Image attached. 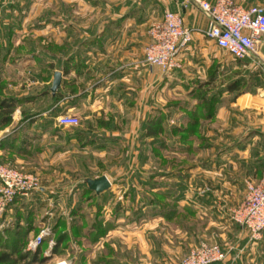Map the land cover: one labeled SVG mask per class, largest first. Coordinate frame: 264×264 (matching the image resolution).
Masks as SVG:
<instances>
[{"label":"crops","instance_id":"obj_1","mask_svg":"<svg viewBox=\"0 0 264 264\" xmlns=\"http://www.w3.org/2000/svg\"><path fill=\"white\" fill-rule=\"evenodd\" d=\"M61 2L56 6V20L40 22L41 28L49 27V24L53 27L52 43L58 47L55 57L61 62L57 65L53 61L54 69L49 70L46 64L36 60L40 47L32 48L28 57L13 60L18 61L12 69L16 72L18 85L24 84L22 91H16L18 86L5 82L9 87L5 89L6 95L21 99L33 97L19 107L27 113L26 117L33 116L28 117L25 127L21 128L22 155L16 157L14 163L23 172L36 170L31 165L35 147L43 148L44 157L52 149L51 160L49 158L50 162L45 164L59 162L62 143L69 145L67 153H70L76 140L63 141L61 135L66 134L56 125V118L61 114L78 116L79 126L67 135H95L92 143L81 148L83 153L89 151L93 155L91 151L96 149L106 154L110 146L119 143V149L123 150V143L128 142L131 146L129 154L133 156L131 167L140 165L139 161L145 155L148 156L147 161L150 159L153 162V167H150L154 171L153 178L145 181L137 176L135 179L138 180L133 179L128 186L133 189L130 191L135 201H140L141 193L146 195L153 208L149 218L165 225L169 223L156 214L159 205L168 210L171 204L176 205L179 244L190 249L203 241L217 244L227 256L224 261L214 264H263L264 260L251 259L250 254L262 248V243H259L260 246L257 244L264 242V231L258 242L250 243L248 232L230 220V211L242 202L245 183L255 184L263 174L264 36L257 46V59L244 60V72L249 73L245 78L251 83L247 85L248 89L237 95L225 92L215 104L213 117L199 120V135H188L181 143L178 136L163 135V148L157 151L164 160L161 169L152 151L155 143L150 138L141 140L140 135L128 133L135 134L146 119L162 111L164 129L168 134L171 127L167 122L173 119L172 91L190 86L188 81L193 78L199 80L201 90H213V86L218 84L214 79L218 78L220 68L230 67L228 61L225 63L221 59L224 51L203 35L208 26L207 17L191 0ZM234 2L243 8L264 6V0ZM165 11L178 12L182 26L191 30V41L178 56L180 69L169 73H161L143 60V47L148 43L147 29L150 24L159 21ZM38 32L39 35L28 36L40 41L44 32ZM2 56H6V61L1 71H5L8 63L13 61L7 51ZM19 60L23 62L20 64ZM66 60L69 61V71L64 75L61 64ZM258 64L260 68L252 71L253 66ZM56 71L62 76L57 91L76 89L74 94L69 93L59 101L53 100L50 95ZM30 74L31 80L28 79ZM64 81L69 87L63 86ZM32 84L41 88L28 95ZM158 92H163V100ZM180 115L184 116L183 113ZM184 121L185 117H182L181 123ZM101 122H108V129L100 128L98 125ZM115 125H124L126 131L119 132ZM128 152L125 151L126 154ZM7 154L8 151L0 149V161ZM148 164L151 165V162ZM124 183L127 184V181ZM110 186L118 187L111 182ZM141 200L146 203L144 198Z\"/></svg>","mask_w":264,"mask_h":264},{"label":"rangeland","instance_id":"obj_2","mask_svg":"<svg viewBox=\"0 0 264 264\" xmlns=\"http://www.w3.org/2000/svg\"><path fill=\"white\" fill-rule=\"evenodd\" d=\"M61 1L0 0V59L8 51L12 61L21 60L28 57L32 48L38 49L39 47L40 54L55 55L57 52L54 51L52 43L53 27L49 24V27L41 28L40 22L56 20L58 15L56 6ZM63 1L65 4L68 3V0ZM86 1L77 0L80 3ZM38 31L44 32L40 41L39 38L28 36L39 35ZM221 55L223 57L221 59H224L225 63L228 61L230 67L220 68L218 78L214 79V82L218 84L213 86V90H201L199 80L193 78L188 81L190 86L172 91L173 119L167 122L169 127L181 126V120L184 117L180 115L182 111L185 114V110L193 109L196 104L200 103L202 97L208 99L214 96L220 101L225 94L227 84L232 81H239V94L248 89L247 85L250 82L245 77L249 73L244 72L243 68L246 66L244 60L234 59L225 52ZM17 62L8 63L7 70L0 71V76L8 85L18 86L16 91H22L24 84L23 86L18 85L16 72L12 69ZM22 62L20 61V64ZM259 68V64L255 65L252 71ZM30 76L31 74L28 75L29 80H31ZM40 88V85L32 84L28 95L35 94ZM162 93L158 92L163 100ZM161 113L163 115L162 111ZM26 115L25 111L17 108L13 113L12 123L0 128V141L14 137L17 139L16 145L19 146L21 143L19 133L21 128L25 127L24 122L26 121L22 119H25ZM79 124L80 122L78 126ZM78 126L61 127V132L66 134L61 135L63 141L75 138L76 142L70 149V153H67L69 145L62 143L60 160L55 164H45L50 162L49 158L51 160L52 149L48 156L44 157L42 147L33 148L31 165L36 170L24 173L37 176L39 189L28 198L19 199L8 209L0 212V253L14 246L18 252L37 254L36 264H179L180 260L200 242L191 249L179 244L176 205L171 204L168 211L174 210L175 212L172 218L165 220L169 223L165 225L159 220L149 218L153 208L151 209L152 205L147 202L146 195L141 193L142 196H140L145 199L146 203L142 202L141 198L137 202L130 191L133 189L129 188L130 182H133L137 176L145 181L153 178L154 171L150 169L151 166L153 167V162L150 159L147 161L148 156L145 155L144 158L141 157L140 165L135 168L131 167L130 161L133 156L129 154L131 146H128V142L123 143V146L125 145L123 150L119 149L121 144L119 143L117 146L109 145L106 154L96 149H92L93 155L89 151L83 153L81 148L87 145L85 142L93 140L95 135H67L69 131H75ZM115 127L119 132L126 131L127 128L124 129V125H115ZM163 127H165L164 123ZM141 131L140 127L135 134L132 132L128 134L140 135ZM162 133L160 135H163ZM126 150L129 151L128 154L125 153ZM16 153L17 150L8 151L0 164L20 169L14 163L16 157H21ZM156 156L158 160L156 162L163 169V156L158 153ZM172 159L177 161L176 158ZM149 162L151 165L148 164ZM102 175L107 177L109 183L118 185V187L110 186L108 190L95 195L87 189L84 181ZM124 181H127V184ZM42 234L41 242L34 250H31L29 244ZM259 240L250 243L253 244ZM259 243H262V248H257L256 252L250 254V258L263 262L264 242L259 241L257 246H260Z\"/></svg>","mask_w":264,"mask_h":264},{"label":"built area","instance_id":"obj_3","mask_svg":"<svg viewBox=\"0 0 264 264\" xmlns=\"http://www.w3.org/2000/svg\"><path fill=\"white\" fill-rule=\"evenodd\" d=\"M208 19L203 35L220 50L237 60L257 59V46L264 36V6L243 8L234 0H191ZM148 43L143 47L144 63L169 73L180 68L181 50L191 41V30L182 26L178 12L165 11L161 19L147 29ZM57 126L73 128L79 120L68 114L60 115ZM263 174L255 184L245 183L242 202L230 211V220L248 232V241L260 239L264 229V146L262 147ZM39 189V180L15 168L0 164V212L16 199L28 198ZM43 234L29 244L34 250ZM226 252L215 244L200 242L184 256L179 264H214L226 259Z\"/></svg>","mask_w":264,"mask_h":264},{"label":"trees","instance_id":"obj_4","mask_svg":"<svg viewBox=\"0 0 264 264\" xmlns=\"http://www.w3.org/2000/svg\"><path fill=\"white\" fill-rule=\"evenodd\" d=\"M54 51H58V47L53 45ZM44 52V51H43ZM8 53V51H7ZM44 53H41L39 55H36V60L40 63L46 64L47 68L49 70L54 69L53 61L58 65L61 61L60 59H57L55 55L52 56L47 54V56L43 55ZM6 61V56H4L0 60V71L1 67ZM68 60L65 61V63L62 65V72L64 75L68 74L69 66H68ZM47 80L50 79V77H46ZM211 80V77H209V81ZM239 81H232L231 83L227 84L225 88V92H233L236 95L239 94L240 91H238L239 88ZM64 87H69V84L67 81H64L63 83ZM6 89V83L0 76V128L8 126L12 123V116L14 111L22 106L23 103H26L33 99V97H27V98H17L13 95H6L5 94ZM68 91V92H67ZM65 92H61L58 90L55 95L50 94V92H47L46 94L52 95L51 98L53 100L59 101L60 99L68 96L69 93L74 94L76 92L75 88H71L70 91L67 90ZM245 92V91H243ZM219 102L218 98H215L214 96H211L210 98L202 97L199 104H196L193 109L185 110V121L181 124L179 127H171L167 132L165 129L162 130L163 123H164V116L162 115L161 111H157V113L154 114V116L149 117L145 120L143 124H141V134L140 138L141 140L150 138L151 142L155 143L153 144L152 151L155 152V155L157 154V151L159 149L163 148V135H173L178 136V142H184L188 135H199V120H210L213 117V111L215 104ZM183 110V109H182ZM33 115L25 117L22 120H26L28 117H31ZM100 128L108 129L109 123L108 122H101L98 125ZM114 128H116L114 126ZM112 128V130H114ZM164 128V127H163ZM163 132V133H162ZM163 135H160V134ZM14 137H9L8 139H3L0 141V149L4 151H14L17 150L18 155H22L21 152V143L20 145H16V141ZM93 140L85 142L86 144L92 143ZM25 151V150H24ZM86 185V184H85ZM19 199H16L14 203ZM165 206L160 204L159 205V211L156 212V214H159L161 217L164 218V220H169L174 215V210L171 212L168 211V209L164 208ZM56 248L54 249V254ZM38 262L37 260V254H24L21 252H18V249L14 246H10L9 250H4L0 253V264H36ZM40 262V261H39Z\"/></svg>","mask_w":264,"mask_h":264},{"label":"water","instance_id":"obj_5","mask_svg":"<svg viewBox=\"0 0 264 264\" xmlns=\"http://www.w3.org/2000/svg\"><path fill=\"white\" fill-rule=\"evenodd\" d=\"M61 73L56 71L53 75V80L51 83L50 91L55 94L59 86L61 85ZM84 183L88 190L92 191L95 195H99L104 191L108 190L110 183L105 176H100L95 179H85Z\"/></svg>","mask_w":264,"mask_h":264}]
</instances>
